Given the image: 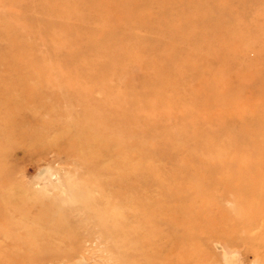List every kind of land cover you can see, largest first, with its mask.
<instances>
[{
    "label": "rangeland",
    "instance_id": "rangeland-1",
    "mask_svg": "<svg viewBox=\"0 0 264 264\" xmlns=\"http://www.w3.org/2000/svg\"><path fill=\"white\" fill-rule=\"evenodd\" d=\"M0 264H264V0H0Z\"/></svg>",
    "mask_w": 264,
    "mask_h": 264
},
{
    "label": "bare ground",
    "instance_id": "bare-ground-1",
    "mask_svg": "<svg viewBox=\"0 0 264 264\" xmlns=\"http://www.w3.org/2000/svg\"><path fill=\"white\" fill-rule=\"evenodd\" d=\"M92 128H94L92 125H85L84 127H82L81 131L79 132V130H76L77 133L79 134H76L75 133V136L78 137V140L80 141H83V143H85L86 145H89L91 143H98L100 142V140L98 139V137H100V134H99V131L93 133L92 132ZM47 169V168H46ZM116 180V179H114ZM117 181V180H116ZM107 201V199H105ZM105 202V201H104ZM107 203V202H106ZM7 207V206H6ZM115 207V206H113ZM87 209V208H86ZM94 211V210H93ZM105 211V215H109L108 214V211L104 210ZM48 212V210L46 211ZM50 212V211H49ZM63 217V216H62ZM110 217L107 216V219H109ZM64 220V217L62 218ZM111 219V218H110Z\"/></svg>",
    "mask_w": 264,
    "mask_h": 264
}]
</instances>
